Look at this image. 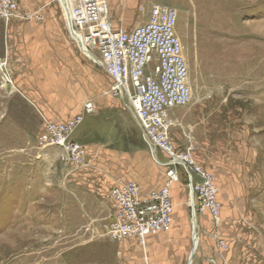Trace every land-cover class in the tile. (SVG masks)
Returning a JSON list of instances; mask_svg holds the SVG:
<instances>
[{"label": "rangeland", "instance_id": "1", "mask_svg": "<svg viewBox=\"0 0 264 264\" xmlns=\"http://www.w3.org/2000/svg\"><path fill=\"white\" fill-rule=\"evenodd\" d=\"M108 4L114 27L128 31L148 20L153 4L178 11L177 32L189 66L192 102L169 112L172 140L178 153L192 149L198 163L214 176L223 205L218 222L204 213L196 227L186 200L182 207L188 226L186 257L197 228L200 245L215 250L222 264L249 261L247 245L264 241V0H108ZM20 9L41 19H17L8 26L0 22V264L167 261V252L153 247L169 246L168 239L159 245L151 239L144 248L133 238L113 242L105 237L115 211L110 192L116 180L132 178L141 186H162L166 170L153 159L124 103L107 95L110 81L105 71L78 48L76 68L52 70V76L37 80L18 78L15 53L30 50L19 42L29 38L23 34L31 24L44 28L52 19L62 24L73 42L60 0H22ZM57 36L44 30L43 37L53 44ZM53 48L58 63L62 54ZM8 54L13 57L9 64ZM49 79L56 83L58 99V83L65 81L61 91L76 97L74 109L45 111L27 100L30 91L48 90ZM88 102L95 104V111L73 136L89 148L87 166L64 165L56 150L38 148L43 115L67 120L81 114ZM159 159L166 161L161 153ZM177 185L186 189L185 177ZM174 227L162 236H170ZM219 240L226 241L227 249H219ZM199 247L193 264H198ZM176 248L168 252V262H175Z\"/></svg>", "mask_w": 264, "mask_h": 264}, {"label": "built area", "instance_id": "2", "mask_svg": "<svg viewBox=\"0 0 264 264\" xmlns=\"http://www.w3.org/2000/svg\"><path fill=\"white\" fill-rule=\"evenodd\" d=\"M21 3L0 0V22L8 26L17 19H41L37 13L21 12ZM147 14L146 22L128 31L112 24L108 0H70L64 11L71 39L85 58L105 71L110 81L107 95L124 103L144 142L155 148L156 163L166 170L162 187L148 195L138 182L123 179L116 180L110 192L115 211L105 237L113 242L133 238L142 246L149 238L172 231L176 212L172 189L182 177L197 222L204 213L218 222L222 213L214 176L198 163L192 149L178 153L172 140L169 112L192 102L189 66L177 32L178 11L153 4ZM5 77L8 82L9 77ZM94 111L95 104L88 102L81 114L65 121L43 115L38 148L56 150L64 165L87 166V147L73 136ZM160 153L165 162L159 159ZM217 244L220 250L227 249L224 241Z\"/></svg>", "mask_w": 264, "mask_h": 264}, {"label": "crops", "instance_id": "3", "mask_svg": "<svg viewBox=\"0 0 264 264\" xmlns=\"http://www.w3.org/2000/svg\"><path fill=\"white\" fill-rule=\"evenodd\" d=\"M25 9V8H24ZM26 10V9H25ZM29 11V10H27ZM41 14V9L37 10ZM43 18V16H42ZM31 28H29V31L24 33L23 35L29 36L27 39H21L19 43L25 44L30 47V50L28 52L22 51L20 54H16L17 59L15 60L16 69L18 71V78L20 79H29L32 78L34 80H37L39 78H44L45 76H52V70H61L64 73V70H70L74 69L77 66V55H76V45L69 41L68 37L66 36L64 29L62 28V24H54L52 19L49 20V24H45L44 28L41 27L42 25L35 27V24H31ZM38 25V24H36ZM34 29L36 32L34 33ZM44 30L48 33L55 32L58 36L55 40V43L52 42L49 38H44ZM26 31V28H25ZM32 31V32H31ZM37 35L36 39L31 38L32 36ZM73 41V40H72ZM22 46V45H21ZM56 48V51H59L62 55H58V63L54 62V47ZM11 47V46H10ZM13 57L12 55L8 54L7 57V64H9V60H11ZM79 61V60H78ZM7 67V66H6ZM5 67V68H6ZM62 68V69H61ZM62 79L66 76H60ZM49 89L44 91H30L28 93L27 100L34 104L38 105L40 109L42 110H72L76 106V97L75 99H71L70 95L67 97V93L61 91L63 88V85H66L65 81L59 82L60 91L59 93V99L54 97V92L56 89V83L54 84L51 79H49ZM38 82V81H36ZM40 83V82H39ZM13 84V81H12ZM26 86L24 85V88ZM73 107H71V106ZM69 119V118H68ZM58 121H65V120H58ZM87 147V146H86ZM88 148V147H87ZM89 153V148H88ZM153 159L155 160L154 156ZM156 162V161H155ZM123 180H132V178H123ZM134 180V179H133ZM136 181V180H134ZM137 182V181H136ZM163 182V180H162ZM162 186H154L153 184L147 183L145 186H141L142 192L144 195H148L154 190L160 189ZM172 194L174 198V203L176 207H179L178 214L175 213L174 217V230L170 236H162L167 234H161L156 237H151L149 240H153L155 244L158 243V245L169 240V246H154V251H166V255L164 257V261L161 264H183L187 259V242H188V226H187V220L182 215L183 208L186 204V200L188 199V189L184 188V186H174L172 189ZM181 211V212H180ZM223 214V205H222V213ZM202 218V216H201ZM202 220L201 225H199L200 231H202ZM200 236V235H199ZM151 240V241H152ZM150 241V242H151ZM224 241V240H223ZM204 243V240L202 239L201 243ZM226 242V241H224ZM177 247V248H176ZM176 248V256H175V262L171 261L169 258V251H173ZM247 248L249 249V261H246L244 263H233L231 261L228 262V264H264V241H260V243L257 246L250 247L247 245ZM199 258H198V264H211L210 260H215L216 263L212 264H222L219 259L217 258L216 251L209 247H202L200 245L199 247ZM198 250V249H197ZM190 254V253H189ZM172 259V258H171ZM189 259V255H188ZM187 259V263H188ZM227 264V263H225Z\"/></svg>", "mask_w": 264, "mask_h": 264}, {"label": "bare ground", "instance_id": "4", "mask_svg": "<svg viewBox=\"0 0 264 264\" xmlns=\"http://www.w3.org/2000/svg\"><path fill=\"white\" fill-rule=\"evenodd\" d=\"M60 3L62 4V6L64 8L63 10L66 12L67 5L70 4V0H60ZM10 82L12 84V81L8 80V83H10ZM194 223H195L196 227H198V222H197V219L196 218H194ZM199 246H200V236H199L198 230L196 228L192 232V248L190 250L189 259H188V263L187 264H193L194 256H195V254H196L197 249H198ZM145 247H146V245H144V248Z\"/></svg>", "mask_w": 264, "mask_h": 264}, {"label": "water", "instance_id": "5", "mask_svg": "<svg viewBox=\"0 0 264 264\" xmlns=\"http://www.w3.org/2000/svg\"><path fill=\"white\" fill-rule=\"evenodd\" d=\"M151 148V151H152V154L154 156V158L156 159V150L153 146L150 147ZM193 220H194V217H193Z\"/></svg>", "mask_w": 264, "mask_h": 264}]
</instances>
